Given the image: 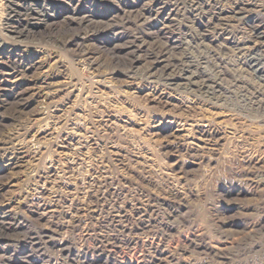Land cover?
Instances as JSON below:
<instances>
[{
	"label": "rangeland",
	"instance_id": "1",
	"mask_svg": "<svg viewBox=\"0 0 264 264\" xmlns=\"http://www.w3.org/2000/svg\"><path fill=\"white\" fill-rule=\"evenodd\" d=\"M19 2L41 22L7 32L0 0V264H264V83L234 49L264 0L214 2L226 30L179 0Z\"/></svg>",
	"mask_w": 264,
	"mask_h": 264
},
{
	"label": "bare ground",
	"instance_id": "2",
	"mask_svg": "<svg viewBox=\"0 0 264 264\" xmlns=\"http://www.w3.org/2000/svg\"><path fill=\"white\" fill-rule=\"evenodd\" d=\"M174 1V0H173ZM221 1V0H220ZM219 0H179V2H181V7H183V9H187L189 12H195L198 11L200 13H204L206 14L208 12V14L210 13V20H214L216 23V25L214 24V27L216 28H221L222 30H226L227 28H229L230 26V21L233 18H238L240 16V12H238V10L233 13V16H227L223 11L218 9L216 7V3L220 2ZM238 1V0H235ZM172 2V1H171ZM176 2V1H175ZM216 2V3H214ZM178 3V2H177ZM238 4V3H237ZM241 4V3H240ZM177 5V4H175ZM219 5V4H218ZM20 6V2L19 0H6V7H7V13H8V23H7V27L8 30L11 34L14 35H20L21 34V30L18 29V23L22 20H25L26 24L25 25H34L36 23L41 22L40 20V15H30L28 12L25 13H21L19 11V7ZM176 8V7H175ZM220 8H222L220 6ZM179 9V8H178ZM182 9V10H183ZM231 10V9H230ZM226 11V10H225ZM233 11V10H232ZM242 12V11H241ZM230 13V12H228ZM151 16V15H150ZM20 17H23V19H21ZM40 17V18H39ZM69 18V17H68ZM83 18V17H82ZM132 18V17H131ZM154 18V17H153ZM236 18V19H237ZM242 19V18H241ZM6 20V19H5ZM77 20V19H75ZM134 20V19H133ZM144 20V18H143ZM43 21V20H42ZM127 22V21H126ZM136 22V21H135ZM128 23V22H127ZM211 23V22H210ZM238 23V22H237ZM254 23V22H253ZM134 25V23H132ZM251 24V23H250ZM132 25V26H133ZM143 25V24H142ZM206 25V24H205ZM232 25V24H231ZM258 25V24H257ZM139 25H134L133 27L134 30L136 31L135 37L134 39H132L131 42V47H134V51L136 49H139L141 47V44H146V41L144 39V37H142L143 35H141L140 31L141 28H139ZM259 26V25H258ZM257 26V27H258ZM4 27V28H5ZM132 27V28H133ZM264 27V26H263ZM140 30H139V29ZM6 29V28H5ZM146 29V28H145ZM249 29V28H248ZM229 30V29H228ZM86 31V30H85ZM156 33V32H155ZM221 34V33H220ZM214 35V34H213ZM229 35V34H228ZM250 40L251 42H253V47L251 48H242L240 46H238L236 43L235 45V52H238V54L245 56L246 59V65L248 66V69H250V71H252L256 78H258L260 80V82L264 83V56H262L259 52V48L261 44H264V33L263 32H259V30H257V28L254 26V28H252L251 30V34H250ZM133 36V35H132ZM145 36V35H144ZM232 36V35H230ZM147 37V36H146ZM153 37V35H152ZM217 37V36H216ZM87 38V33H84L82 36L79 37L80 40L84 41ZM147 39V38H146ZM229 39V37H228ZM235 39V38H234ZM248 39V38H247ZM236 40V39H235ZM139 41V43H138ZM67 42V41H66ZM240 42V41H239ZM137 44V45H136ZM160 44V43H159ZM77 45V44H76ZM79 45V44H78ZM81 45V44H80ZM234 47V46H233ZM149 48V47H148ZM155 48V47H154ZM80 49V48H79ZM94 54V53H93ZM235 54V53H234ZM81 55V54H80ZM92 54L88 49H84V51H82V59H86L87 57H90ZM207 55V54H206ZM158 56V55H157ZM208 56V55H207ZM176 57V56H175ZM206 57V56H205ZM211 57V56H210ZM212 59V58H210ZM169 60V59H168ZM85 61V60H84ZM209 60H207L208 62ZM235 61V60H234ZM206 62V63H207ZM210 62V61H209ZM173 64L172 67L175 69V71L179 72L178 74H183L188 73L187 76L184 77V79L187 81V83H191L193 82L192 79L194 77H200L198 75H200V73H198L196 71V69L199 67L198 64H194V61H191L190 59H175V62H172ZM214 63V62H213ZM207 65V64H206ZM156 66V65H155ZM208 66V65H207ZM237 66V65H236ZM214 67H216L214 65ZM219 67V66H218ZM202 68V66H201ZM208 68V67H207ZM195 70V71H193ZM146 71V70H145ZM160 72V71H159ZM203 72V71H202ZM209 72H207L208 74ZM219 73V72H218ZM245 75V74H244ZM160 77V76H159ZM201 82V89H206V91H212L214 92L217 88L214 84H211L210 81H208L204 76ZM216 77V76H215ZM166 78V77H165ZM211 79V78H210ZM219 80V79H218ZM214 83V82H213ZM260 92V91H259Z\"/></svg>",
	"mask_w": 264,
	"mask_h": 264
}]
</instances>
